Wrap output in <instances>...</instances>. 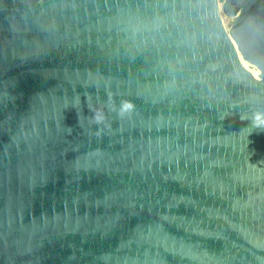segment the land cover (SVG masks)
<instances>
[{"label": "water", "instance_id": "1", "mask_svg": "<svg viewBox=\"0 0 264 264\" xmlns=\"http://www.w3.org/2000/svg\"><path fill=\"white\" fill-rule=\"evenodd\" d=\"M256 112L264 0H0V264H264Z\"/></svg>", "mask_w": 264, "mask_h": 264}, {"label": "clouds", "instance_id": "2", "mask_svg": "<svg viewBox=\"0 0 264 264\" xmlns=\"http://www.w3.org/2000/svg\"><path fill=\"white\" fill-rule=\"evenodd\" d=\"M133 104L128 101H122L119 108V115L125 116L126 114H130L133 110ZM104 115L102 111H98L95 115V120L97 123L102 122L104 120ZM252 123L256 127H264V112H256L252 117Z\"/></svg>", "mask_w": 264, "mask_h": 264}, {"label": "rangeland", "instance_id": "3", "mask_svg": "<svg viewBox=\"0 0 264 264\" xmlns=\"http://www.w3.org/2000/svg\"><path fill=\"white\" fill-rule=\"evenodd\" d=\"M224 20H225V21H231L232 19H231V18H229V17H227V16H224ZM230 26H231V25L227 26V28L229 29V28H230Z\"/></svg>", "mask_w": 264, "mask_h": 264}]
</instances>
